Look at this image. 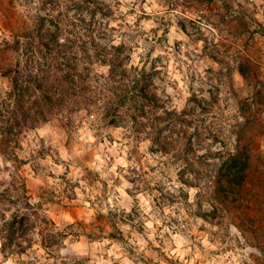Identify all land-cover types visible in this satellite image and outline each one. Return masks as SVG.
<instances>
[{
  "label": "rangeland",
  "instance_id": "obj_1",
  "mask_svg": "<svg viewBox=\"0 0 264 264\" xmlns=\"http://www.w3.org/2000/svg\"><path fill=\"white\" fill-rule=\"evenodd\" d=\"M48 1L0 0V96L27 58L17 38L55 17L94 74L107 77L112 62L136 67L171 109L217 96L207 118L223 141L208 137L200 153L233 150L243 127L252 158L241 201L214 213L211 191L186 183L195 179L182 176L183 162L154 151L130 118L110 122L103 101L57 112L14 142L0 132V190L21 173L33 201L79 233L45 248L33 232V246L9 257L0 237V264H264V0ZM83 39L103 53L90 44L89 55Z\"/></svg>",
  "mask_w": 264,
  "mask_h": 264
},
{
  "label": "trees",
  "instance_id": "obj_2",
  "mask_svg": "<svg viewBox=\"0 0 264 264\" xmlns=\"http://www.w3.org/2000/svg\"><path fill=\"white\" fill-rule=\"evenodd\" d=\"M39 19V27L31 26L17 38L19 47L25 45L27 58L25 62L19 59L7 71L13 85L6 95L0 96V132L10 142L26 127H37L57 112L80 110L103 101L104 117L110 122L130 118L134 129L153 142L154 151L171 154L183 162L182 176L189 172L195 179L192 182L188 178L186 183L204 185L205 190L211 191L214 213L218 204L229 206L241 201L252 158L250 143L243 142V127L235 131L238 138L233 150L211 148L200 153L208 137L212 142L223 141L220 134L223 129H214L212 120L207 118L219 100L217 96L212 94L211 99H203L194 95L183 110L171 109L153 93L140 69L112 62L107 77L98 71L94 74L93 66L81 64L77 42L65 41L66 32L58 20L44 16ZM49 22L56 29L48 27ZM81 41L79 46L90 55V41ZM91 45L97 55L103 53L101 43ZM114 48L117 47L113 45L107 55ZM240 72L247 76L243 65ZM93 82L105 83L108 91H100ZM212 156L220 162L210 160ZM75 224H58L43 203L33 201L21 173L13 174L9 184L0 190V237L5 257L26 253L33 246V232L40 235L45 248L64 245L69 235L79 234Z\"/></svg>",
  "mask_w": 264,
  "mask_h": 264
}]
</instances>
